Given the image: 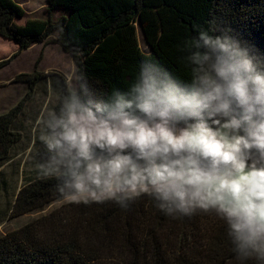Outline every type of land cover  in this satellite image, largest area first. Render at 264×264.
Instances as JSON below:
<instances>
[{
    "label": "clouds",
    "instance_id": "obj_1",
    "mask_svg": "<svg viewBox=\"0 0 264 264\" xmlns=\"http://www.w3.org/2000/svg\"><path fill=\"white\" fill-rule=\"evenodd\" d=\"M213 31L185 40L186 82L145 61L126 92L104 96L72 60L57 110L36 120V171L77 205L147 196L171 219L214 214L236 261L264 264V57Z\"/></svg>",
    "mask_w": 264,
    "mask_h": 264
},
{
    "label": "trees",
    "instance_id": "obj_2",
    "mask_svg": "<svg viewBox=\"0 0 264 264\" xmlns=\"http://www.w3.org/2000/svg\"><path fill=\"white\" fill-rule=\"evenodd\" d=\"M47 10H64L57 18L26 15L15 0H0V35L14 40L18 51L54 34L69 52L97 94L126 92L140 65L151 61L182 82L190 81L182 61L183 44L199 30L230 29L231 35L264 57V0H47ZM150 51L139 44L137 26ZM17 52L0 60L6 65ZM21 72L14 81L27 91L18 103L0 113V165L21 140L13 124L41 80L56 75L60 93L65 75L38 69ZM58 100L54 106L57 110ZM38 153L45 157L46 149ZM62 199L54 179L38 177L16 193L11 216L41 211ZM0 264H239L231 252L226 225L214 214L171 219L143 196L127 209L114 203H63L20 227L0 235ZM254 264V262H249Z\"/></svg>",
    "mask_w": 264,
    "mask_h": 264
},
{
    "label": "rangeland",
    "instance_id": "obj_3",
    "mask_svg": "<svg viewBox=\"0 0 264 264\" xmlns=\"http://www.w3.org/2000/svg\"><path fill=\"white\" fill-rule=\"evenodd\" d=\"M44 1L20 0L18 3L26 11L25 16L27 18L47 19L48 17H52L55 19L65 12L64 10L61 12L56 8V10L49 13L46 5L43 4ZM65 13H67V10ZM137 33L141 49L144 52H149L150 48L144 40L139 25L137 26ZM53 36L54 34L46 41L47 44L50 43V46L38 69L55 72L56 69L62 70V74L67 77L68 70L73 67V58L67 52L69 57L54 49V45H51L53 42H56ZM47 44H42L43 50ZM34 50L24 53L15 62L0 69V78L5 79L0 81V95L4 96L0 97V103L3 105L2 109L7 110L16 105L25 95L27 89L24 86L26 87V85L15 82L10 77L18 73L20 69L27 72L33 70L35 64ZM59 93L60 79L56 75L50 76L48 80L39 81L35 86L34 95L24 104L23 112L16 120V128L23 134V138L12 147V157L1 167L0 171V235L20 227L29 220L46 214L63 203L68 202L62 198L52 201L41 211H32L15 217L11 216L12 202L15 194L23 184L38 177L36 169L44 160V157L38 153L40 147L46 148L36 138V120L42 111H54Z\"/></svg>",
    "mask_w": 264,
    "mask_h": 264
},
{
    "label": "crops",
    "instance_id": "obj_4",
    "mask_svg": "<svg viewBox=\"0 0 264 264\" xmlns=\"http://www.w3.org/2000/svg\"><path fill=\"white\" fill-rule=\"evenodd\" d=\"M16 2H20V0H15ZM43 4L44 5H46V8H47V0H45L44 2H43ZM26 19H27V17L24 15L23 17H18V18H16V22L17 23H19V24H23L25 21H26ZM50 36H52V35H50ZM50 36H48L45 40H43V41H39V42H35V43H33L31 46H29L28 48H25V49H22V50H20V51H18V49H19V46H18V44L14 41V40H12V39H8V38H6V37H3V36H1L0 35V60H2V59H5V58H7V57H9V56H11L13 53H15V52H17L16 53V55L6 64V65H4V66H2V67H0V69H2V68H4V67H6V66H8V65H10L11 63H13V62H15L17 59H19L24 53H28L29 51L31 52V51H33V49H35L34 50V52H33V56H35L34 58V60L36 61V59L41 55V57H40V59H39V63H38V68H39V64L43 61V59L45 58V56H46V51L48 50V48H49V44H47L46 43V41L48 40V38L50 37ZM53 37H55V35L53 36ZM47 44L46 45V47H45V49L43 50L42 49V44ZM51 45H54V49L55 50H57L58 52L60 51V52H62V54H65L66 55V57H69V55L71 56V54L69 53V52H67L66 50H64L63 48H62V46L58 43V42H53V44H51ZM41 49H42V51H41ZM42 52V53H41ZM69 54H67V53ZM72 57V56H71ZM35 65V64H34ZM34 69V68H33ZM39 70H41V69H39ZM41 71H43V70H41ZM61 72L62 70H57L56 69V72ZM21 72H27V71H23L22 69H20L19 71H18V73H16L14 76H11L10 77V79H12L13 78V80H14V77L17 75V74H19V73H21ZM44 72H51V71H44ZM63 72V71H62ZM61 72V73H62ZM2 80H5V79H2V78H0V81H2ZM15 82H18V83H22L23 85H26V87L24 86V88L25 89H27V84L25 83V82H19V81H15ZM35 92V91H34ZM34 95V94H33ZM32 95V96H33ZM32 96L29 98V99H31L32 98ZM0 97H4L3 95H0ZM28 99V100H29ZM27 100V101H28ZM26 101V102H27ZM25 102V103H26ZM3 108V105L0 103V113H3V112H5V111H7V110H5V109H2ZM23 109H24V107H23ZM2 110V111H1ZM22 112H23V110H22ZM22 112L20 113V115L22 114ZM20 115L16 118V120L20 117ZM16 120H15V122H14V124H13V128H14V130H17V131H19L20 132V130L19 129H17L16 128ZM22 138H23V134H22ZM21 138V139H22ZM12 152V151H11ZM10 157H12V156H10ZM11 158H9L7 161H9ZM7 161H5L4 163H2L1 165H0V171H1V167L7 162ZM19 190V189H18ZM15 196H16V194H15ZM15 196H14V199H15ZM14 199H13V202H14ZM13 202H12V204H13Z\"/></svg>",
    "mask_w": 264,
    "mask_h": 264
}]
</instances>
